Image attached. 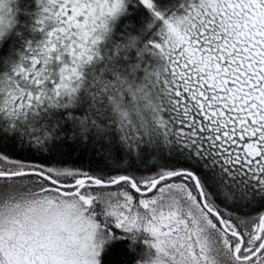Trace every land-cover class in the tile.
<instances>
[{
    "label": "snow or ice",
    "instance_id": "obj_1",
    "mask_svg": "<svg viewBox=\"0 0 264 264\" xmlns=\"http://www.w3.org/2000/svg\"><path fill=\"white\" fill-rule=\"evenodd\" d=\"M0 264H264V0H0Z\"/></svg>",
    "mask_w": 264,
    "mask_h": 264
}]
</instances>
